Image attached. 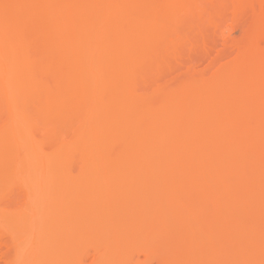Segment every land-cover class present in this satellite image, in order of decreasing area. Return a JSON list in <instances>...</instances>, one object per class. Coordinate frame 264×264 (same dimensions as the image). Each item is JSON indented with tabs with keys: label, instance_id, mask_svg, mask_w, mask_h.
<instances>
[{
	"label": "bare ground",
	"instance_id": "1",
	"mask_svg": "<svg viewBox=\"0 0 264 264\" xmlns=\"http://www.w3.org/2000/svg\"><path fill=\"white\" fill-rule=\"evenodd\" d=\"M0 115L34 264H264V0H0Z\"/></svg>",
	"mask_w": 264,
	"mask_h": 264
},
{
	"label": "rangeland",
	"instance_id": "2",
	"mask_svg": "<svg viewBox=\"0 0 264 264\" xmlns=\"http://www.w3.org/2000/svg\"><path fill=\"white\" fill-rule=\"evenodd\" d=\"M195 58L197 57H194V59ZM5 117V115H0V121H5ZM20 157L19 164H21V161L27 162L29 158H32L34 161H38L37 154L34 156L24 155ZM25 174H27V172H25ZM31 186L32 196H27L29 200L25 197V189L20 185L16 187L14 195L9 197L12 201L10 204L11 208L0 206V264H34L33 262H35V259L38 256L40 258L36 259L37 261L45 260L44 255H41V253L46 250V242H43L41 239L43 237L33 239L29 236V234L33 235V233L36 234L37 232H41L48 225V222H42V220L48 218L47 213L51 207L52 201L51 198L49 201L43 200V198L49 197L50 195L49 192H43L42 186L39 182H32ZM13 204H15V206H13ZM29 206H31V208ZM6 208H8L14 216V220L12 222L6 223L7 228L4 226V216L6 211L2 210ZM1 213L3 216H1ZM25 238L33 240L26 242L24 241ZM94 248L98 247L89 249V253L87 252L86 254L88 256L87 259L89 264L95 259ZM224 258V254L220 255V260ZM143 261L144 256L140 253L138 264L143 263Z\"/></svg>",
	"mask_w": 264,
	"mask_h": 264
}]
</instances>
